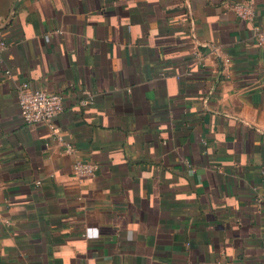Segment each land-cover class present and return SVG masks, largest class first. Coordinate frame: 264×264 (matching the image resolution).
<instances>
[{"label": "crops", "instance_id": "crops-1", "mask_svg": "<svg viewBox=\"0 0 264 264\" xmlns=\"http://www.w3.org/2000/svg\"><path fill=\"white\" fill-rule=\"evenodd\" d=\"M247 1L19 2L0 28V264H264V0L253 21ZM23 82L62 95L56 130L24 122Z\"/></svg>", "mask_w": 264, "mask_h": 264}, {"label": "built area", "instance_id": "built-area-1", "mask_svg": "<svg viewBox=\"0 0 264 264\" xmlns=\"http://www.w3.org/2000/svg\"><path fill=\"white\" fill-rule=\"evenodd\" d=\"M238 16L249 21L254 20L255 9L253 1L238 3L235 5ZM254 37L264 49V27L256 26ZM7 41L0 38V55L7 48ZM18 100L20 113L24 122L29 126L43 125L53 130L55 118L64 110L63 98L59 93H51L41 88H34L29 82H23L18 88ZM85 104L90 100H84ZM67 151H73L71 145H67ZM99 166L97 163L78 159L74 162V174L84 178L95 175Z\"/></svg>", "mask_w": 264, "mask_h": 264}, {"label": "water", "instance_id": "water-1", "mask_svg": "<svg viewBox=\"0 0 264 264\" xmlns=\"http://www.w3.org/2000/svg\"><path fill=\"white\" fill-rule=\"evenodd\" d=\"M20 1H21V0H16V1H15L14 5H13V7H12V9H11V13H10V15H9V17H8V20H7L5 23H1V24H0V28H4L5 26H7V25L10 23V21L12 20V17H13V15H14L15 10H16V8H17V6H18V4H19Z\"/></svg>", "mask_w": 264, "mask_h": 264}]
</instances>
